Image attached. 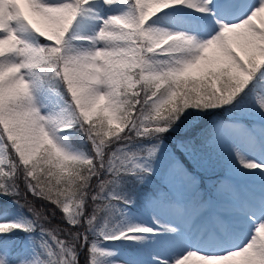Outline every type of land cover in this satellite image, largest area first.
Wrapping results in <instances>:
<instances>
[{
  "label": "snow or ice",
  "instance_id": "snow-or-ice-1",
  "mask_svg": "<svg viewBox=\"0 0 264 264\" xmlns=\"http://www.w3.org/2000/svg\"><path fill=\"white\" fill-rule=\"evenodd\" d=\"M0 264H264V0H0Z\"/></svg>",
  "mask_w": 264,
  "mask_h": 264
},
{
  "label": "rangeland",
  "instance_id": "rangeland-1",
  "mask_svg": "<svg viewBox=\"0 0 264 264\" xmlns=\"http://www.w3.org/2000/svg\"><path fill=\"white\" fill-rule=\"evenodd\" d=\"M58 216H59V214H58ZM145 218H146V217H145ZM56 222H57V221H55V220L53 221L54 224H55ZM108 243H111V242H108Z\"/></svg>",
  "mask_w": 264,
  "mask_h": 264
}]
</instances>
